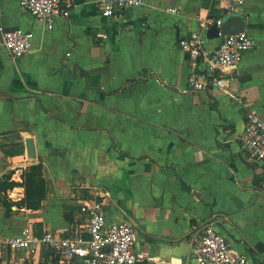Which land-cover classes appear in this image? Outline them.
Here are the masks:
<instances>
[{"label":"crops","instance_id":"crops-1","mask_svg":"<svg viewBox=\"0 0 264 264\" xmlns=\"http://www.w3.org/2000/svg\"><path fill=\"white\" fill-rule=\"evenodd\" d=\"M229 1L146 0L106 18L97 0H75L69 19L49 25L21 0H0V178L18 183L0 202V264H58L6 242L81 230L93 199L109 223L134 226L146 264H196L193 232L208 221L264 264V168L239 141L248 111L264 120V0L236 12ZM229 14L246 18L256 45L226 69L228 89L193 92L180 40L207 36L203 22ZM17 29L32 33V47L13 58L1 39ZM219 42L207 38L206 49ZM40 163L47 194L30 209L22 173Z\"/></svg>","mask_w":264,"mask_h":264},{"label":"built area","instance_id":"built-area-1","mask_svg":"<svg viewBox=\"0 0 264 264\" xmlns=\"http://www.w3.org/2000/svg\"><path fill=\"white\" fill-rule=\"evenodd\" d=\"M102 15L115 18L124 11L145 5L146 0H97ZM246 0H230L229 12L242 8ZM21 6L36 19L49 25L60 17L69 19L75 8V0H21ZM213 24L206 19L205 30ZM33 35L22 29L6 32L1 44L13 58L28 55ZM211 52L206 49L207 36L193 32L180 40L181 50L191 66L188 87L193 92L212 89H228L226 69L236 67L245 54L256 45L255 39L246 31L223 35ZM239 141L250 159L264 168V120L252 111L245 117V128ZM85 226L66 233L47 231L43 234L26 232L7 240L11 252L25 251L34 254L45 249L58 264H146V256L137 250V232L127 222L109 223L103 202L90 200L81 207ZM193 248L196 264H251L248 257L234 251L228 240L216 229L215 221L203 222L193 232Z\"/></svg>","mask_w":264,"mask_h":264},{"label":"trees","instance_id":"trees-1","mask_svg":"<svg viewBox=\"0 0 264 264\" xmlns=\"http://www.w3.org/2000/svg\"><path fill=\"white\" fill-rule=\"evenodd\" d=\"M22 186L25 188V199L23 205L30 209H38L46 198L47 181L43 174V165L33 164L25 169L22 173ZM18 185L12 180V176L5 175L0 178V202L8 204L2 197L8 190L15 188Z\"/></svg>","mask_w":264,"mask_h":264},{"label":"water","instance_id":"water-1","mask_svg":"<svg viewBox=\"0 0 264 264\" xmlns=\"http://www.w3.org/2000/svg\"><path fill=\"white\" fill-rule=\"evenodd\" d=\"M246 18L238 14H229L222 21V26L218 27L217 24L212 25L207 30V38L215 39L219 38V33L222 32L223 35L233 34L237 32H242L245 30ZM28 156L30 158H35V147L32 139L27 140Z\"/></svg>","mask_w":264,"mask_h":264}]
</instances>
